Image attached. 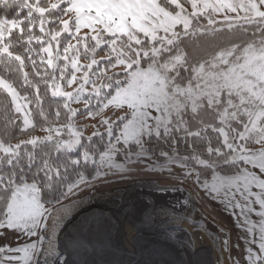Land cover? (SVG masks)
I'll return each instance as SVG.
<instances>
[{
    "label": "snow or ice",
    "instance_id": "6c2138e0",
    "mask_svg": "<svg viewBox=\"0 0 264 264\" xmlns=\"http://www.w3.org/2000/svg\"><path fill=\"white\" fill-rule=\"evenodd\" d=\"M0 14V234L29 241L0 244V264H68L51 231L64 201L90 166L103 180L136 165L193 180L241 221L248 244L227 259L264 264V0H0ZM222 25L240 42L193 55Z\"/></svg>",
    "mask_w": 264,
    "mask_h": 264
},
{
    "label": "rangeland",
    "instance_id": "374dc122",
    "mask_svg": "<svg viewBox=\"0 0 264 264\" xmlns=\"http://www.w3.org/2000/svg\"><path fill=\"white\" fill-rule=\"evenodd\" d=\"M105 115L115 121L117 117L124 115V113L113 109L106 112ZM96 123L97 121L95 120L85 119L83 125L85 137L91 135L94 131L92 125ZM99 131L103 132L104 129L100 128ZM44 135L45 133L40 131L32 136L42 137ZM204 182L211 185L212 177ZM88 183L89 186L81 188L69 200L64 201L65 207L59 213L60 218L56 225L51 228L53 234L59 237L57 248L70 261L68 264H83L87 259H93L98 264H116L118 259L116 261L113 252H110V249L116 243L122 250L130 246L136 247L138 253L134 254V258H139L140 262L163 264L166 261L168 264H177L181 258L178 255L179 253L174 252V249H172L174 248V243L177 242L175 240L163 241L159 239L155 241L153 239L149 241L143 236V238L140 237V240L137 238L138 240L135 239L128 242V244H123L125 241L120 239V237H116L124 233L126 230L123 228H129L130 224L141 226L144 234V231L154 226L150 224L153 213L164 214V223L160 225L162 232L166 231V228L177 226L178 234L175 235L174 232H171V235L176 238L182 237L181 244L185 248V256L191 251L190 247L194 250L202 251L193 260L196 264H232V261L227 259V257L230 255L233 260H239L243 248L248 244V240L244 238L245 233L240 227L241 221L236 219L231 210L226 209L223 204L206 195L199 185L193 183V180L182 182L178 175L168 178L167 173L160 176L157 173L146 171L142 166L136 165L131 167L129 174L123 177L119 174L109 173L103 180L93 178L88 180ZM146 183H154L160 188H180L192 193L196 202V210L193 217L190 218L185 215V218L182 215L186 211H191L189 204L185 205L183 212L177 213L175 211L181 208L177 209L171 202L158 204L157 208L148 209L150 210V212L148 211L149 214L147 212L148 216L145 212L144 214L136 213L131 201L122 200V198L128 190L139 184ZM37 196L39 197L38 193ZM105 204L108 205L101 207ZM139 219L142 222L137 221ZM63 227L64 229L61 232ZM103 231L105 233H102ZM225 239L228 241V252L222 251ZM28 243V239L24 238V241H13L14 245H10L18 247ZM147 245L152 250L144 251L143 249ZM45 247H47V244H45ZM205 248L211 250L210 255ZM157 249L164 250V254L162 255L159 252L154 257ZM182 254H184L183 251ZM18 255L21 258L23 256L22 253H18ZM42 261L44 262L43 257H41L40 264H44ZM21 264H27V262L21 259ZM240 264H242V261H240Z\"/></svg>",
    "mask_w": 264,
    "mask_h": 264
},
{
    "label": "water",
    "instance_id": "95a60500",
    "mask_svg": "<svg viewBox=\"0 0 264 264\" xmlns=\"http://www.w3.org/2000/svg\"><path fill=\"white\" fill-rule=\"evenodd\" d=\"M157 187L158 186L156 184H154V183H146V184H139L138 186H136V187H134L132 189V190H135V191H140V194H139L138 197H137V194H134L135 197H133L136 200V202L137 201L140 202V204H135L137 209L140 208L141 204L145 206L148 203H149V208L150 207L151 208L152 207H156L157 208L158 204L161 205L162 203L166 204L168 202H177V201H179L178 197H180L182 199V207H181L180 210L175 211L177 213L183 212V208H184L183 204L186 203V201H189L191 204H194L192 195L190 193L180 189V188H164L165 191L161 192V191L157 190ZM128 193H129L128 195L130 196V191ZM130 197H132V196H130ZM142 208L143 209L141 210V212L144 211V207L143 206H142ZM148 211L150 212V210L145 209L144 212L146 213V215H147ZM192 211H194V210H192ZM149 212H148V214H149ZM147 216H146V218H147ZM64 227L62 228L61 232L63 231ZM175 245H177L176 242H175ZM180 247H178V248H180ZM137 248H139V247L137 246ZM126 249L127 250L123 253V255L125 256L126 261H127V258L130 257L132 255V253H131L129 248H126ZM205 249H206V252L210 255L211 254V250L208 249V248H205ZM190 250L192 252L194 251L197 255L202 253L201 250H194L191 247H190ZM135 253H138L137 249H135L134 254ZM180 258L181 259H180V261L177 262V264L178 263L179 264H196V262L193 261L192 259H184L183 257H180ZM126 261H125V263L128 264ZM131 264H149V263H147L146 261H142V262L138 263V261H137V262H132ZM158 264H161V263H158ZM163 264H168V263L165 261V263H163Z\"/></svg>",
    "mask_w": 264,
    "mask_h": 264
},
{
    "label": "bare ground",
    "instance_id": "6f19581e",
    "mask_svg": "<svg viewBox=\"0 0 264 264\" xmlns=\"http://www.w3.org/2000/svg\"><path fill=\"white\" fill-rule=\"evenodd\" d=\"M138 186V185H137ZM136 187V186H135ZM133 189V188H132ZM132 189H130V190H128L127 191V193L123 196V198H122V200H127V201H131V203H132V206H133V208H134V210H135V212L136 213H140V214H144V211H145V209H150L149 208V203L148 204H146L145 206L144 205H142L141 204V206H140V208L139 209H137V207H136V205L135 204H140V202H136V200L133 198V197H135L134 196V194H137V197L139 196V194H140V191H135V190H132ZM130 191V196H132V197H130L128 194V192ZM186 192H188V191H186ZM188 193H190V192H188ZM191 195H192V193H190ZM192 197H193V201H194V204H191L189 201H186V203H184L183 204V207H185V205H190L191 206V212H193V214H194V212H195V210H196V202H195V199H194V196L192 195ZM178 199H179V201H177V202H171V203H173L174 205H175V207L177 208V209H180L181 207H182V199L180 198V197H178ZM106 205H108V204H105V205H102L101 207H104V206H106ZM142 206L144 207V211L143 212H141V210L143 209L142 208ZM153 208V207H152ZM137 209V210H136ZM184 209V208H183ZM192 210H194V211H192ZM177 219V218H176ZM137 221H139V222H142L141 221V219H139V220H137ZM174 225V224H173ZM130 227L128 228V227H125V228H123L124 230H126L124 233H122V234H120V235H118V236H116V237H120V239H123V241H125L124 243H123V241H122V243L123 244H128V242H131V241H133V240H135V239H141V238H143V236H144V234H143V232H142V228H141V226H135L134 224H130L129 225ZM177 227V226H176ZM176 227H172L171 228V230H172V232H174V234L176 235V234H178V229H176ZM102 233H105V231H103ZM171 234V233H170ZM141 237V238H140ZM120 239H119V242H120ZM137 239V240H138ZM170 240V239H169ZM127 248H129L130 249V251H131V253H134V251H135V248L136 247H134V246H130V247H127ZM152 250L150 247H149V245H147V247L145 248V249H143L144 251H147V250ZM127 249H124V250H122V249H120L119 247H118V245H117V243L114 245V246H112V249H110V252L112 251L113 252V254H114V256H115V259H116V261H117V259H118V261L116 262V264H126L125 263V261H126V258H125V256L123 255V253L126 251ZM161 250V251H160ZM157 252H155L154 253V257L159 253V252H161V254L163 255L164 254V250L162 251V249H157L156 250ZM160 256V255H159ZM135 257V255L133 254V255H131L130 257H128L127 258V261L126 262H128V264H131L132 262H137L138 261V263H140V261H139V258H134ZM162 257V256H161ZM50 259V257L48 258V260ZM83 261H85V260H83ZM124 262V263H123ZM42 263H44L43 261H42ZM80 263H81V261H80ZM83 264H98L97 262H95L93 259H87L86 260V262L84 263L83 262Z\"/></svg>",
    "mask_w": 264,
    "mask_h": 264
},
{
    "label": "trees",
    "instance_id": "16d2710c",
    "mask_svg": "<svg viewBox=\"0 0 264 264\" xmlns=\"http://www.w3.org/2000/svg\"><path fill=\"white\" fill-rule=\"evenodd\" d=\"M3 15V14H0ZM13 16L15 15V13L12 14ZM222 28H225V31L220 32L219 34L215 35L214 37H203V38H197V37H193L191 41L188 42L189 44V50L193 53V55H199L204 51L203 45L206 41H208L209 39L213 40V44L214 45H227L229 43V41L232 40H236L238 43L240 42L239 40H237V34L234 32H228L226 30V26L222 25ZM3 100L0 99V113L3 112ZM75 107V105H74ZM82 107V105H81ZM0 119H2V117H0ZM85 122V118L84 117H79L76 121L77 127L80 129H83V125ZM41 130L39 129V127H36L32 130H30V132L28 133L29 136L35 135L37 133H39ZM119 131V129H117V132ZM20 139H24L26 137L24 136H20ZM66 138V137H65ZM109 138L108 137H104L103 139H101L100 137L96 138V143L99 145L104 144ZM16 141L14 140L13 143H15ZM117 162H122V161H117ZM94 169L90 166L88 169L89 173H92V175H88V180H92L94 178ZM211 173H205L202 174L200 179L202 182L207 181L208 179H210ZM23 186V185H21ZM39 197L41 198V202L45 203L47 206H50L47 204V201L51 199L52 197V193H48V194H43V193H38ZM0 207H3L2 204H0Z\"/></svg>",
    "mask_w": 264,
    "mask_h": 264
},
{
    "label": "flooded vegetation",
    "instance_id": "af4514ba",
    "mask_svg": "<svg viewBox=\"0 0 264 264\" xmlns=\"http://www.w3.org/2000/svg\"><path fill=\"white\" fill-rule=\"evenodd\" d=\"M183 217H185V215H188L190 218L193 217V212L191 211H186L184 212L183 214ZM162 217V218H161ZM182 217V218H183ZM186 218V217H185ZM163 219H164V214H159V213H153L152 214V217L150 219V224L154 225L151 229H148L147 231H144V236L147 240L149 241H152L153 239L155 241H158L159 239H162L163 241H167V240H175L177 241V245H175L174 243V252H177L179 253L178 255H180V257H183L184 259H192V260H195L196 257H198V255L193 251H189L187 256H185V248L184 246H182L181 242H182V237H174L172 236L170 233L172 232L171 231V228H166V231L162 232L160 229V225L163 224ZM162 241V242H163ZM161 242V243H162ZM181 246V247H180ZM180 247V248H178ZM181 250V251H180ZM182 251L184 252V254H182ZM47 264H53V258H50L49 260H47Z\"/></svg>",
    "mask_w": 264,
    "mask_h": 264
},
{
    "label": "crops",
    "instance_id": "0c3cea01",
    "mask_svg": "<svg viewBox=\"0 0 264 264\" xmlns=\"http://www.w3.org/2000/svg\"><path fill=\"white\" fill-rule=\"evenodd\" d=\"M23 188V187H21ZM2 235V239H0V244H4L5 243H8V244H13V241L17 242V241H20V240H23L24 241V236H18L16 233H12V232H9L7 233V235ZM136 249V248H135ZM134 253H132L133 255ZM68 263H70V261L68 260Z\"/></svg>",
    "mask_w": 264,
    "mask_h": 264
}]
</instances>
